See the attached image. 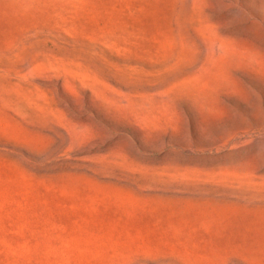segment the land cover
Returning a JSON list of instances; mask_svg holds the SVG:
<instances>
[{"label": "rangeland", "instance_id": "rangeland-1", "mask_svg": "<svg viewBox=\"0 0 264 264\" xmlns=\"http://www.w3.org/2000/svg\"><path fill=\"white\" fill-rule=\"evenodd\" d=\"M0 264H264V0H0Z\"/></svg>", "mask_w": 264, "mask_h": 264}]
</instances>
